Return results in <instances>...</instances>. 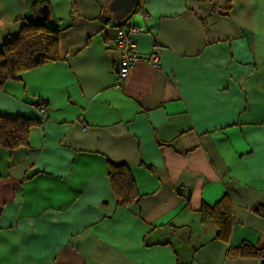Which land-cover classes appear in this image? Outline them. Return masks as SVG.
<instances>
[{"label":"crops","instance_id":"1","mask_svg":"<svg viewBox=\"0 0 264 264\" xmlns=\"http://www.w3.org/2000/svg\"><path fill=\"white\" fill-rule=\"evenodd\" d=\"M34 1L0 0V47ZM38 1L60 60L0 88L3 116L40 120L47 101L28 146L0 148V264H261L229 250L264 246V0H142L109 22L113 0ZM124 23L161 60L121 84ZM109 163L130 168L138 204L118 207ZM223 198L219 238L200 211Z\"/></svg>","mask_w":264,"mask_h":264},{"label":"trees","instance_id":"2","mask_svg":"<svg viewBox=\"0 0 264 264\" xmlns=\"http://www.w3.org/2000/svg\"><path fill=\"white\" fill-rule=\"evenodd\" d=\"M141 1L139 0L134 11H139ZM29 9L37 11V17L27 21L17 39L6 42L0 47V88L7 81L16 80L20 74L26 71L60 60V31L51 28L47 23L50 17L48 6L44 2L35 0ZM41 124V120L0 115V148L13 152L27 147L31 127ZM108 178L118 207L128 209L140 202L141 195L127 165L109 163ZM226 202L227 199L223 198L214 207L203 206L200 211L204 222L216 221L219 238L230 226L231 218L228 216L231 215V212L230 206ZM255 212L264 217L263 207L256 208ZM229 256L253 257L264 264V246L256 248L247 243L239 247L231 246Z\"/></svg>","mask_w":264,"mask_h":264},{"label":"built area","instance_id":"3","mask_svg":"<svg viewBox=\"0 0 264 264\" xmlns=\"http://www.w3.org/2000/svg\"><path fill=\"white\" fill-rule=\"evenodd\" d=\"M142 30L129 23L122 24L117 31V35L113 40V45L118 52V69L117 76L119 82L124 84L129 78L132 69L141 62L150 63L154 68L159 67L161 55L160 47H156L150 56L144 58L137 53L135 36ZM35 109L40 115V120H46L47 101L44 99L37 100L34 103Z\"/></svg>","mask_w":264,"mask_h":264},{"label":"water","instance_id":"4","mask_svg":"<svg viewBox=\"0 0 264 264\" xmlns=\"http://www.w3.org/2000/svg\"><path fill=\"white\" fill-rule=\"evenodd\" d=\"M137 2L138 0H113L109 5L111 17L107 18L106 21L109 22L111 19L124 20L132 13Z\"/></svg>","mask_w":264,"mask_h":264},{"label":"clouds","instance_id":"5","mask_svg":"<svg viewBox=\"0 0 264 264\" xmlns=\"http://www.w3.org/2000/svg\"><path fill=\"white\" fill-rule=\"evenodd\" d=\"M15 242V241H14ZM0 251H5L6 252V248L5 249H0Z\"/></svg>","mask_w":264,"mask_h":264}]
</instances>
